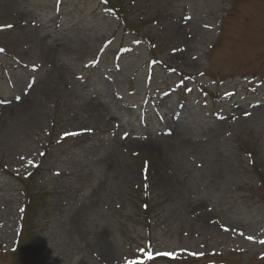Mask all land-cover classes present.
<instances>
[{
    "label": "rangeland",
    "instance_id": "rangeland-1",
    "mask_svg": "<svg viewBox=\"0 0 264 264\" xmlns=\"http://www.w3.org/2000/svg\"><path fill=\"white\" fill-rule=\"evenodd\" d=\"M0 49V264H264V0H0Z\"/></svg>",
    "mask_w": 264,
    "mask_h": 264
},
{
    "label": "trees",
    "instance_id": "trees-1",
    "mask_svg": "<svg viewBox=\"0 0 264 264\" xmlns=\"http://www.w3.org/2000/svg\"><path fill=\"white\" fill-rule=\"evenodd\" d=\"M107 4H109V3H107ZM27 192V194L29 195H27L26 196V202H25V206H27V208L28 207H30V205H31V203H32V201H33V199H32V196L30 195V192L29 191H26ZM39 198V197H38ZM38 198H35V199H38ZM34 199V200H35ZM152 206V204H151V201L149 200V201H147L146 203H145V205L143 206V207H145V210H147V213L149 212V209H150V207ZM27 208H25L26 210H27ZM147 262V260H141V262L140 263H135V264H144V263H146Z\"/></svg>",
    "mask_w": 264,
    "mask_h": 264
},
{
    "label": "snow or ice",
    "instance_id": "snow-or-ice-1",
    "mask_svg": "<svg viewBox=\"0 0 264 264\" xmlns=\"http://www.w3.org/2000/svg\"><path fill=\"white\" fill-rule=\"evenodd\" d=\"M2 51H3V49H0V52H2ZM249 239H251V238H249ZM159 255L166 256V257L173 258V259L175 258V255L173 253H168V252L160 253Z\"/></svg>",
    "mask_w": 264,
    "mask_h": 264
},
{
    "label": "bare ground",
    "instance_id": "bare-ground-1",
    "mask_svg": "<svg viewBox=\"0 0 264 264\" xmlns=\"http://www.w3.org/2000/svg\"><path fill=\"white\" fill-rule=\"evenodd\" d=\"M170 139L173 140V141H181V140H183V139H180L178 137H170Z\"/></svg>",
    "mask_w": 264,
    "mask_h": 264
}]
</instances>
